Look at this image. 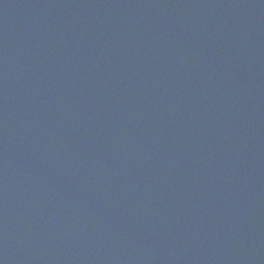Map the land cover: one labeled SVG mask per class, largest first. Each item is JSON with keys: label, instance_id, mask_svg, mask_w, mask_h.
I'll use <instances>...</instances> for the list:
<instances>
[{"label": "water", "instance_id": "obj_1", "mask_svg": "<svg viewBox=\"0 0 264 264\" xmlns=\"http://www.w3.org/2000/svg\"><path fill=\"white\" fill-rule=\"evenodd\" d=\"M0 264H264V0H0Z\"/></svg>", "mask_w": 264, "mask_h": 264}]
</instances>
